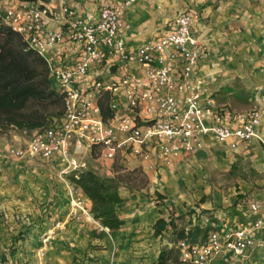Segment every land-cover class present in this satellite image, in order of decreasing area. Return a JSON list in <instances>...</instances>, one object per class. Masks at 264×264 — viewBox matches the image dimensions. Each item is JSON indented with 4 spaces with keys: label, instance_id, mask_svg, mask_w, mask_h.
<instances>
[{
    "label": "crops",
    "instance_id": "crops-1",
    "mask_svg": "<svg viewBox=\"0 0 264 264\" xmlns=\"http://www.w3.org/2000/svg\"><path fill=\"white\" fill-rule=\"evenodd\" d=\"M16 1L0 0V10ZM123 1L52 2H65L83 17L98 18L105 3ZM186 10L195 15V31L205 51L199 72L212 98L233 111L259 105L264 137V0H134L125 9L129 27L121 35L129 49H136L168 29L175 16ZM114 64L104 74L107 80L120 71L143 74L138 64ZM252 91L255 96L247 103L238 97ZM223 96L227 102H221ZM12 131L10 136L0 134V264H12L11 259L8 261L11 254L14 264H37L39 244L44 245L41 251L47 248L59 252L64 264H154L163 245L160 236L154 234V224L161 217L168 219L171 214L176 222L187 221V229L196 224L206 227L213 218L235 226L245 221L247 208L254 201L261 204L257 216H264V144L257 140L232 148L208 134L195 152L168 157H158V147L151 142L145 147L150 153L148 160L122 150L116 159L130 168L143 166L150 185L135 192L121 188L126 199L119 211L124 224L118 230L103 231V227L91 224L93 220L70 216V188L84 198L89 209L92 202L59 177L61 165L57 158L30 160L9 154L10 148L22 147L15 141L20 133H28L17 128ZM90 157L88 153L87 159ZM93 160H100L101 173L113 174V160ZM156 166L161 169L159 175L153 172ZM21 232L28 237L17 239ZM255 238L242 264H264L261 231H256ZM10 244L14 245L12 253L6 248ZM224 259L219 255L214 262L223 264Z\"/></svg>",
    "mask_w": 264,
    "mask_h": 264
},
{
    "label": "built area",
    "instance_id": "built-area-1",
    "mask_svg": "<svg viewBox=\"0 0 264 264\" xmlns=\"http://www.w3.org/2000/svg\"><path fill=\"white\" fill-rule=\"evenodd\" d=\"M52 1L17 0L2 11L4 19L45 57L65 103L59 121L34 130L27 145L10 148V155L45 161L57 158L59 177L69 182V174L88 169L87 154L91 156L94 143L103 145L102 159L113 161L122 150L148 160L145 147L151 142L158 147V157L191 154L203 146L208 134L232 148L253 140L264 144L258 109L233 111L212 98L199 72L205 51L192 11L178 14L164 32L129 49L121 34L129 27L125 9L132 0L105 3L98 18L83 17L67 3ZM116 62L138 64L143 74L120 71L107 80L104 74ZM106 90L114 94L116 110L109 122L103 120L96 100ZM160 170L153 168L155 175ZM70 190V216L96 221L84 198L73 187ZM260 209L259 202H251L245 221L235 226L212 222L216 228L202 243L187 238L175 243L183 264H213L219 255L226 257L223 264H242L256 243V231H261L259 243L264 245V216H257ZM160 238L163 244L168 242L167 234Z\"/></svg>",
    "mask_w": 264,
    "mask_h": 264
},
{
    "label": "trees",
    "instance_id": "trees-1",
    "mask_svg": "<svg viewBox=\"0 0 264 264\" xmlns=\"http://www.w3.org/2000/svg\"><path fill=\"white\" fill-rule=\"evenodd\" d=\"M113 98L114 94L108 90L97 94V104L105 122L116 115ZM64 113V95L50 77L47 60L4 19V13L0 11V134L11 128L33 132L51 126ZM102 149V144L94 143L91 157H100ZM112 167V175L88 168L67 176V180L92 202L90 212L103 231L106 228L115 231L124 224L119 213L126 201L120 193L121 188L135 192L150 185V177L141 165L130 168L115 159ZM175 220L170 214L169 219L161 217L154 224V234H167L168 240L162 245L154 264H183L181 252L174 244L185 238L191 243H202L216 228L212 222H219L218 218H213L206 227L196 224L187 229L186 225L179 227ZM23 233L17 239L28 237Z\"/></svg>",
    "mask_w": 264,
    "mask_h": 264
},
{
    "label": "rangeland",
    "instance_id": "rangeland-1",
    "mask_svg": "<svg viewBox=\"0 0 264 264\" xmlns=\"http://www.w3.org/2000/svg\"><path fill=\"white\" fill-rule=\"evenodd\" d=\"M133 1L134 0H132L131 4L133 3ZM254 96H255V94L253 93V91L250 92V93H245V94H241V95L238 94V97H242L241 99H242L243 103L244 102L247 103V101L249 102V98L254 97ZM221 100H222L221 102H227V98L225 96L221 97ZM252 109H258V110H260V106L259 105H256V104H251L250 107L247 108L246 110H252ZM12 132L13 131H12V128H11L5 134H7L8 136H10L12 134ZM32 134H33L32 132L20 133V135L16 138L15 141L16 142H21L22 143V147H25L27 145L26 140L28 141L30 139V137L32 136ZM87 160H88V165L90 166L91 169H94L98 173L103 174V173L100 172L101 171V168L103 167V165L101 164L100 160L99 161H94L93 160V157H90ZM101 161L103 163H106V161H110V160H108V159H102ZM95 167H99V168H95ZM103 175H107V174H103ZM158 197L160 198L161 196H158ZM157 204H159V203H157ZM173 213H175V211H173ZM58 223H56V224H58ZM91 224L93 226L98 227V229H102V226L100 225V223L98 221L97 222L96 221L95 222L93 221V222H91ZM177 224L179 225V227H183V226L187 225L188 222L187 221H182V222H177ZM47 237H48V234L46 235V238ZM39 246H40V244L38 245V251H37V264H50V263L51 264H64V261H61L60 260V253L59 252H57V253L54 252L55 249H47V248H45V250H42L41 251L40 249L43 248L44 245L42 244L41 247H39ZM13 247H14L13 244H10L9 246L6 247V248H8L9 253H12L14 251ZM10 256H11V258H9L8 261L11 259L12 260V264H14V262H15L13 260L14 255L11 254ZM33 261H35V260H33ZM33 264H35V263H33ZM213 264H220V263L217 262V261H215Z\"/></svg>",
    "mask_w": 264,
    "mask_h": 264
}]
</instances>
